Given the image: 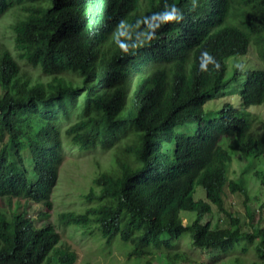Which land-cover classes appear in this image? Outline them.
Wrapping results in <instances>:
<instances>
[{"label": "trees", "instance_id": "obj_1", "mask_svg": "<svg viewBox=\"0 0 264 264\" xmlns=\"http://www.w3.org/2000/svg\"><path fill=\"white\" fill-rule=\"evenodd\" d=\"M13 8L23 13L13 48L0 38V198L49 212L66 148L113 150L85 194L90 205L62 212L64 224L96 223L107 245L130 244L131 258L164 252L167 264L186 262L179 245L187 237L223 253L254 244L264 264V226L244 230L225 207L226 189L249 191L245 170L229 177L233 159L222 144L227 137L242 156H264L248 109L264 104V68L245 72L243 108L225 102L204 122V105L229 84L228 56L253 44L264 61V0H0V18ZM14 50L51 79L23 72ZM77 108L81 117L62 130V115ZM192 118L195 134L176 131ZM255 174L264 187V170ZM198 184L206 199L195 198ZM214 205L229 225L203 221ZM182 211L196 215L185 223ZM60 242L54 224L0 210V264H75L77 252Z\"/></svg>", "mask_w": 264, "mask_h": 264}, {"label": "rangeland", "instance_id": "obj_2", "mask_svg": "<svg viewBox=\"0 0 264 264\" xmlns=\"http://www.w3.org/2000/svg\"><path fill=\"white\" fill-rule=\"evenodd\" d=\"M23 16L20 8L9 10L0 18V38L3 42L13 48L12 24L18 17ZM14 53L22 66L23 72L32 75L35 80L49 81L51 74L42 73L39 69L28 64L19 57L16 50ZM227 72L226 79H229L227 87H223L221 92L208 100L204 105V122L219 117V110L225 102H229L235 107L243 108L241 98L242 85L245 79V72L253 68H264V61L258 57L257 49L252 44L246 54L230 55L226 59ZM235 71L238 76L234 77ZM248 109L255 115L253 130L255 133L264 134V104L252 105ZM81 117L79 109L73 111L69 118L62 115V130L74 123ZM197 130V120L190 119V122L183 127H177L176 131H184L185 133L195 134ZM65 141V132L62 133ZM224 137L223 146L227 148L233 162L230 166L229 177L237 178L245 170V176L248 184V197L246 198L240 192L233 193L226 189L225 191V207L240 220L244 230L254 232L258 225L264 226V187L260 179L255 174V170H264V156L256 159L245 157L240 154L235 140ZM65 158L60 166V173L57 183L52 192L53 208L51 210L40 203H36L25 198H0V210L4 211L8 216L16 211H26L27 216L33 218L38 226H42L48 222L54 224L61 234V242L59 248L70 247L78 254L75 264H84L91 262L93 264H143L148 258L152 259L155 264H167L166 254L164 252H156L150 257H129L128 250L130 244L121 242L118 238L110 244L102 237L101 229L96 223L90 226L64 224L60 214L64 211L84 212L90 205L85 194L90 192L94 178L104 170L111 167L113 162V150H103L102 148L82 150L75 146L66 148ZM35 178V175H34ZM196 199H206L205 189L201 185H196L194 193ZM48 212V217L45 213ZM184 222L187 223L191 219V215L195 212L182 211ZM253 218L251 217V215ZM207 219L213 220L220 226L229 225V216L218 211L214 205L212 214L204 215L203 221ZM244 252L242 249L231 253H223L218 249L198 248L191 244L186 237L183 238L179 248L185 249L190 254V259L186 262L178 264H257L260 259L253 248Z\"/></svg>", "mask_w": 264, "mask_h": 264}]
</instances>
